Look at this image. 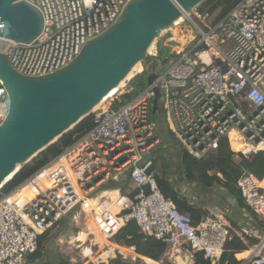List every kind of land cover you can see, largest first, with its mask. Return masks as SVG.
Here are the masks:
<instances>
[{"label":"built area","instance_id":"obj_1","mask_svg":"<svg viewBox=\"0 0 264 264\" xmlns=\"http://www.w3.org/2000/svg\"><path fill=\"white\" fill-rule=\"evenodd\" d=\"M26 1L43 15L40 36L31 43L0 40V46L7 48L8 62L18 74L42 77L73 62L89 41L118 20L131 0ZM211 18L210 12L197 8L168 31V42H178L180 33L190 28V36H183L174 53L180 57L177 62L167 71L158 68L152 85L123 102L121 98L134 90L132 80L144 74L142 68L109 107L93 111L92 129L75 136L58 157L13 191L0 192V264L28 263L41 236L60 229V222L71 214L78 223L81 212L95 229L90 246L82 249L84 259L94 262L113 246L106 261H97L109 264L119 255H139L136 245L115 241L135 221L142 242L160 241L179 256L186 250L188 260L182 264H222L227 243L234 236L242 239L241 233L214 213L195 222L181 212L159 187L152 158L162 142L158 114L184 152L197 160L216 151L223 138L231 146L234 134L251 148L241 153L245 157L256 149L264 152V0H243L222 21ZM156 88L163 105L154 115ZM9 107L0 81V127ZM263 182L244 168L237 189L264 223ZM133 192L137 194L132 197ZM86 237L80 233L76 240ZM249 252L239 261L264 264V238Z\"/></svg>","mask_w":264,"mask_h":264},{"label":"water","instance_id":"obj_2","mask_svg":"<svg viewBox=\"0 0 264 264\" xmlns=\"http://www.w3.org/2000/svg\"><path fill=\"white\" fill-rule=\"evenodd\" d=\"M209 0H131L118 20L89 41L64 69L42 77H25L9 64L0 46V81L10 107L0 127V188L90 117L96 106L138 67L150 61L147 83L157 78L150 49L182 13L190 17ZM44 28L42 13L26 0H0V40L31 43ZM153 114L159 111L155 89Z\"/></svg>","mask_w":264,"mask_h":264},{"label":"trees","instance_id":"obj_3","mask_svg":"<svg viewBox=\"0 0 264 264\" xmlns=\"http://www.w3.org/2000/svg\"><path fill=\"white\" fill-rule=\"evenodd\" d=\"M243 0H209L206 4H204L202 12L206 11L210 12L214 15L215 12L218 13L217 17H215V22L222 21L227 15ZM214 12V13H213ZM165 56V51L161 50L159 52V56L154 58L153 61V69L156 71L159 68L158 62L163 59ZM169 62V59H165L162 61V65L165 66ZM144 76L141 75L135 79V82L132 83L134 90L123 97V102L125 100H130L133 98L138 92L144 89ZM156 119L160 120V117L156 116ZM161 123V122H160ZM161 125V124H160ZM93 128L92 117H88L84 119L74 130L69 132L67 135L62 137L56 144L51 146L49 149L40 154L41 158L36 159V162H33L25 167H23L14 178L2 188L0 191L2 194L9 193L13 191L16 187L23 184L27 179H29L32 175H34L37 171L43 168L45 165L50 163L56 157H58L64 148L68 147L73 143L74 137L85 133ZM167 133L174 138L172 133L168 131ZM162 137L161 144L153 151L152 158H154V169L160 172L163 175H169V167L176 166L180 167V171H183L182 178L188 184H193L197 181V178H200V183L206 187L207 189L213 188L215 184L221 183L225 180V192L227 193L226 197L231 198L230 208L233 211H236V206L241 208V210H248L254 213L251 209H249L244 199L242 198L241 192L237 189V181L240 178L241 171H238L241 165L246 161V158L241 154L238 156L242 157L240 163H237L235 160V156L237 155L235 152L231 150L230 143L227 138H223L219 148L211 153L208 157L203 160H197L187 153L181 157L180 151L177 154L164 156L161 158L160 151L168 152L167 148L164 144V138ZM174 155V156H173ZM182 158V160H181ZM249 171H251L259 180H264V152H260L251 156L246 161V166ZM173 172V171H172ZM215 174L212 175L211 173ZM173 174V173H172ZM174 175V174H173ZM176 177V176H175ZM178 179V177H176ZM157 183L163 193L171 198L174 203L177 205L179 210L186 214H192L195 222H199L203 217L208 216L209 213L205 211H198L194 208L193 204L180 192L181 188L179 185H174L170 183L167 179L163 177H157ZM128 187L124 186L123 190L125 191ZM136 192L132 193V197L136 195ZM236 206H235V205ZM222 213H224L225 218L230 222V224L239 229L243 230L247 227V223L241 224L238 219H235V216L230 213L228 210L222 209ZM215 214V213H214ZM255 215V213H254ZM256 216V215H255ZM245 215H242V219L244 220ZM246 218V217H245ZM251 227H248L252 230V233L257 232V234L264 235V223L259 222L258 220H254L249 224ZM52 234L51 231L46 232L40 238L39 249L36 253L32 254L29 258L30 262H34L42 258L43 251L45 248V244L48 241L49 236ZM247 239L242 238L245 242H243L238 237L234 236V238L227 243L226 252L222 258V264H244L243 261H239L236 258L237 254L244 253L248 250V246L253 247V244L259 243V236L254 237L247 235ZM144 236L142 235L137 223L135 221H130L123 230L115 237V241L118 244L122 245H136L139 250L140 261L148 262L153 261L157 262L160 257L165 253L167 246L160 241L154 239H148L146 242H142ZM199 262L205 263L204 259L201 255H198ZM51 264V263H46Z\"/></svg>","mask_w":264,"mask_h":264},{"label":"rangeland","instance_id":"obj_4","mask_svg":"<svg viewBox=\"0 0 264 264\" xmlns=\"http://www.w3.org/2000/svg\"><path fill=\"white\" fill-rule=\"evenodd\" d=\"M206 3H204V4H206ZM204 4L198 7L199 11L203 10ZM217 15H218V13L215 12L214 15H212L211 21H215V17H217ZM183 21H181L180 23H182ZM186 23H188L187 25L190 24L189 22H186ZM179 24H177V25H179ZM185 29H186V31L185 32L183 31L184 33L180 31L181 33L178 37V42H168L171 34L166 35V33H165V36L158 39L154 44V48L150 52V55L153 56V60L155 58L154 55L157 54L159 56V52L161 50L165 51V56L163 57L162 60H160L158 62L159 68H162L164 71H167L172 66L173 63L177 62L180 59V57L174 53L177 50H179V47L181 48V45H182L181 39H183V36L186 34H187V36H190V34H191L188 32V30L190 28H185ZM193 29H194V27H193ZM194 31L196 34L195 29H194ZM165 59H169V62L167 65L163 66L162 61ZM142 68L144 70V72H143L144 74H142V75H145L144 76V86L146 87L148 84L147 83V75L151 70L150 69V61H146V62H143L140 65H138V67L134 70V72L128 78L130 80L136 73L141 72ZM138 76H141V75H138ZM137 77L132 80V83L135 82V79L137 80ZM119 92L117 91L116 93L118 94ZM121 100L123 101L122 98H121ZM108 101H107L108 103L105 104L106 106L104 105L100 109H102L104 107H109V104L111 101H110V99ZM128 101H129V99L125 100V103ZM112 104L115 108L119 105L118 103H112ZM159 104H160V108H162L163 101L162 100L159 101ZM157 117H160L159 114L157 115ZM160 122H161L160 123L161 125L159 128V133L161 134V136L168 139V142H172L174 144V146L179 149L181 157H182V155L184 154V150H183L181 144L175 138H172V136H170L167 133L165 121L162 120ZM40 158H41V156L38 155V157H36L34 160H32L31 163L36 162L37 161L36 159H40ZM181 160H182V158H181ZM235 160L237 161V163H240L242 160V157L238 156V154H237L235 156ZM31 163H29V164H31ZM179 168L180 167H176V166L175 167L174 166L169 167V169H171V171H173L174 176L178 177V179H179V182H180L179 186L181 188L180 192L182 193V195H184L193 204V206L196 210L208 212L209 213L208 216H213V214H212L213 211L211 210V208L215 209L218 213L222 212L221 208L224 209L225 211L228 210V211H230L231 214H233L235 216V219L241 220L240 221L241 224L247 223V227L245 229L243 228V230H239V229L234 227L238 232L241 233L242 238L247 239V237L245 236V234H246V235H250L251 237L252 236H254V237L259 236L260 237L259 243L262 241V239L264 238V235L257 234V232L252 233V230H254V228H252L249 225L254 220H258L257 217L254 215V213H252L251 211H248V210L243 211V210H241V208L237 207L235 204L234 205L236 206V211H233L230 208V203H234V202H231L230 197H226L227 193L225 192V187H224L225 180H223L221 183L215 184L213 186V188L207 189L206 187H204L200 183V181H201L200 178H197L198 180L195 181V183H193V184L186 183L185 180L182 178L183 171L181 172ZM211 174L214 175L215 173L212 172ZM190 215H192V214H190ZM242 215H245V217H246V218L244 217V220L242 219ZM192 217H194V216L192 215ZM248 227H251L252 230L249 229ZM93 232H95V229L92 225V222L89 221L88 219H86L84 212L80 213L78 223L73 221V214H71L66 219H63L60 222V229L56 230L55 232H53L49 236L48 241L45 244V248L43 251L42 258L39 260H36L34 262L28 261V263H26V264H46V263H51V264H104L101 261H97V260H105L106 261V259L108 258V256L105 257L106 254H108V253H109V255L113 254V251H110V252L105 253L104 255H102L100 257H97L94 262L91 260H88V259H84L82 256V249L90 246V242L92 241ZM80 233L87 234V237L85 239H82L81 242H77ZM236 237H238V236H236ZM238 238L241 239L240 237H238ZM242 241L245 242L244 240H242ZM251 244L252 245H258V244H253V243H251ZM246 246L248 247L247 251H249L250 246H248V245H246ZM170 251H171V249L168 247L166 249L165 253L162 255V257H160V259H158L160 264H175V258L171 257ZM132 258H133V255H130V257L128 259H125L119 255L118 258L112 259L109 264H154V263H151L149 261L143 262V261H140V259H137V258L132 259ZM236 258L239 260V258L237 256H236ZM178 264H182L180 260L178 261Z\"/></svg>","mask_w":264,"mask_h":264},{"label":"bare ground","instance_id":"obj_5","mask_svg":"<svg viewBox=\"0 0 264 264\" xmlns=\"http://www.w3.org/2000/svg\"><path fill=\"white\" fill-rule=\"evenodd\" d=\"M185 17H186V14L185 13H182L181 15H180V17L178 18V20L176 21V23L174 24V26H176L177 24H179L181 21H183L184 19H185ZM173 26V27H174ZM173 27H171L170 28V30H172V28ZM170 30H167V31H165V32H163L164 34L165 33H167L168 31H170ZM153 48H154V45H153V47L150 49V52L153 50ZM149 52V53H150ZM141 64V63H140ZM139 64V65H140ZM129 81V78H127L116 90H114V92H112L109 96H107L103 101H101L97 106H96V108L94 109V111H97V110H99L102 106H104L106 103H107V101L110 99H112L113 97H115V95H117V91L119 92L120 90H122V88H124L125 87V85H126V83ZM116 93V94H115ZM115 94V95H114ZM114 95V96H113ZM109 102V101H108ZM106 106V105H105ZM231 149H232V151H234L235 153H242V152H244V153H249V150L251 149V148H247V146L244 144V143H242V142H240L238 139H236L235 138V134L231 137ZM262 151V148H260V149H256L255 151H253L252 153H250L249 155H247V157H245L246 158V161L251 157V156H253V155H255V154H258V153H260ZM246 161L240 166L241 168L238 170V171H242L244 168H245V166H246ZM15 175H17V174H15ZM15 175H12L11 176V178H10V180L12 179V178H14V176ZM10 182V181H9ZM8 182V183H9ZM8 183H6V184H8ZM5 184V185H6ZM4 185V186H5ZM3 186V187H4ZM2 187V188H3ZM2 188H0V191L2 190ZM215 215H217V216H219V217H221V215H219V214H215ZM114 248H115V246H113ZM114 248H111V251H113V253H114ZM252 248V247H251ZM258 250H260V249H258ZM246 253L248 254V256L250 255V252L249 251H246ZM140 257V255H136V256H134L133 255V258L134 259H136V258H139Z\"/></svg>","mask_w":264,"mask_h":264},{"label":"crops","instance_id":"obj_6","mask_svg":"<svg viewBox=\"0 0 264 264\" xmlns=\"http://www.w3.org/2000/svg\"><path fill=\"white\" fill-rule=\"evenodd\" d=\"M164 144H165V147L164 148H167L168 149V152L167 151H165V152H162L161 153V151H160V156H161V158H164V156H167L168 154H170V155H172V153L173 154H177V153H179V149L178 148H176L175 146H174V144L172 143V142H168V139H166V138H164ZM174 156V155H173ZM169 175H163V174H161L160 172H158V175H159V177H163V178H165V179H167L170 183H172V184H176V185H180V182H179V179H177L172 173V171H171V169H169ZM263 185H264V182H263ZM211 210L213 211L212 213H215V214H219V215H221V217L222 218H224L229 224H230V222L225 218V215H224V213H222V212H220V213H218L215 209H212L211 208ZM168 248V247H167ZM170 248V247H169ZM171 249V248H170ZM110 252V251H109ZM170 253H171V257H173V258H175V264H178V261L180 260L181 262H184V261H186V260H188V253H186V250H182V254H181V256H179V255H175L174 253H173V250L171 249V251H170ZM107 256H109V253L108 254H106V256L105 257H107ZM237 257L239 258V259H241V260H243V259H246L247 257H248V254L246 253V251L244 252V253H240V254H237ZM149 262H151V263H154V264H160L159 263V261H157V262H153V261H149Z\"/></svg>","mask_w":264,"mask_h":264}]
</instances>
